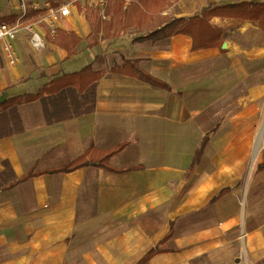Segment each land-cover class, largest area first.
<instances>
[{
  "label": "crops",
  "instance_id": "0c3cea01",
  "mask_svg": "<svg viewBox=\"0 0 264 264\" xmlns=\"http://www.w3.org/2000/svg\"><path fill=\"white\" fill-rule=\"evenodd\" d=\"M24 1L26 22L41 14L35 2L66 5ZM124 3L118 15L131 18ZM247 3L264 0H178L163 11L203 13L204 45L197 32L137 41L143 32L118 26L89 48L81 4L58 24L79 39L72 54L56 37L35 51L22 31L10 64L0 41V102L73 77L18 105L20 130L0 137V264H139L157 249L144 264H264V25L230 7ZM21 13L0 0L5 23ZM78 159L87 164L57 171Z\"/></svg>",
  "mask_w": 264,
  "mask_h": 264
},
{
  "label": "trees",
  "instance_id": "16d2710c",
  "mask_svg": "<svg viewBox=\"0 0 264 264\" xmlns=\"http://www.w3.org/2000/svg\"><path fill=\"white\" fill-rule=\"evenodd\" d=\"M134 4V12L131 18L128 17H119L118 10L120 5V0H109L105 7V15L110 16L109 21L102 20L99 8H88V7H78V12L84 14V18L90 24V34L86 37L87 46L92 48L97 45L99 42V34L100 32H104L105 29H109V31H114V35L112 38H116L118 36V26L121 27V30H126L127 28L135 26L138 32H143L144 34L137 38V41L151 40L156 42L158 40H162L164 38L170 37L173 34H194L197 32L199 35H195L193 38L194 41L202 40L203 45L208 44V41L211 38V35L205 32V29L208 27V19L206 16L202 14H196L187 21L184 19H175L166 15H163V11L172 6L178 0H130ZM232 9H235L236 15L243 19H261L262 24L264 25V4H237L230 6ZM28 10V9H27ZM26 10V11H27ZM34 11V10H32ZM224 15V14H223ZM31 15L25 13L22 21H26L30 19ZM18 19V18H17ZM16 19V20H17ZM5 17H0V24L5 23ZM102 37H106L102 35ZM79 42V39L75 36L74 33L68 32L64 33L62 31H57V36L53 41L54 44L58 45L61 48H64L68 51V54H72L74 47ZM131 64L133 70L135 69L136 78L142 80L147 83H151L153 85L161 86L154 78L146 74L142 71L137 63H125ZM88 68H84L80 73L85 72ZM77 74V75H78ZM76 76V75H72ZM65 83H58L61 81L60 78L52 81L49 85H46L38 91V93L33 95H22L16 96L7 100L0 102V137L10 135L14 132L20 130V121L17 117L16 107L20 104L35 101L38 99L44 98V94H57L61 91V88L65 86H69L72 84L70 79L73 77L69 76ZM61 79H64L61 78ZM96 81V78L93 79V82ZM54 85V86H52ZM58 88H56V87ZM89 87V86H88ZM87 87V88H88ZM90 89L94 90V86ZM5 128H2L3 120H5ZM114 153V151L104 153L100 156L97 166L106 165V161L108 158ZM87 163L82 161V159H78L73 162L70 166L66 168L59 169V172H69L76 168L86 165ZM48 173V172H47ZM42 174V173H29L26 177H30L33 175ZM16 183V182H15ZM14 183V184H15ZM13 186V185H12ZM159 250L149 252L140 262L139 264L146 263L149 258L158 253Z\"/></svg>",
  "mask_w": 264,
  "mask_h": 264
},
{
  "label": "built area",
  "instance_id": "2783aa9c",
  "mask_svg": "<svg viewBox=\"0 0 264 264\" xmlns=\"http://www.w3.org/2000/svg\"><path fill=\"white\" fill-rule=\"evenodd\" d=\"M20 3L22 10L18 19L12 23L0 24V41L3 44V50L10 64L15 63V52L12 48V42L15 40L17 34L25 31L29 34L30 47L35 51H41L46 44V37L54 39L57 36L58 24L70 14V7L76 4L90 8H99V13L102 20H105V7L109 0H72L71 3L62 5L59 7L45 6L44 8H38L37 5H31L29 8L41 10V14L30 22L22 21L25 16L28 6L24 0H17ZM119 9L125 10L124 0H120Z\"/></svg>",
  "mask_w": 264,
  "mask_h": 264
},
{
  "label": "rangeland",
  "instance_id": "374dc122",
  "mask_svg": "<svg viewBox=\"0 0 264 264\" xmlns=\"http://www.w3.org/2000/svg\"><path fill=\"white\" fill-rule=\"evenodd\" d=\"M72 0H66L65 4H69ZM32 5H37V6H41V4L39 5V3L35 2L33 3ZM61 5V4H60ZM59 6V5H58ZM58 6H55V7H58Z\"/></svg>",
  "mask_w": 264,
  "mask_h": 264
}]
</instances>
